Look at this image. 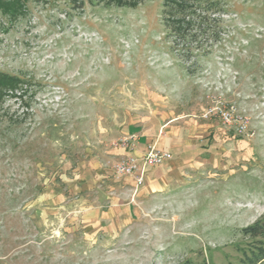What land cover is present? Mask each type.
<instances>
[{
    "label": "rangeland",
    "instance_id": "1",
    "mask_svg": "<svg viewBox=\"0 0 264 264\" xmlns=\"http://www.w3.org/2000/svg\"><path fill=\"white\" fill-rule=\"evenodd\" d=\"M121 1L0 13V71L24 80L0 110V264H241L240 230L264 213V1L222 0L195 65L172 49L163 0ZM172 117L206 124L204 164L132 221L99 226L103 196L136 201L91 186L97 172L118 184L126 132Z\"/></svg>",
    "mask_w": 264,
    "mask_h": 264
},
{
    "label": "crops",
    "instance_id": "2",
    "mask_svg": "<svg viewBox=\"0 0 264 264\" xmlns=\"http://www.w3.org/2000/svg\"><path fill=\"white\" fill-rule=\"evenodd\" d=\"M181 117H172L163 122H155L156 124L146 127V129L134 126L126 132L125 136H135L136 140L133 147H119L116 151L120 157L131 154L141 159L148 145H155L156 148L166 150L171 153V158L157 166L146 167L143 174V181L137 185V175H126L120 177L119 183L115 184L111 178L104 176L101 172H97L96 186L101 187L118 185L114 190H129L131 200L135 203L128 202L120 204L116 196L109 198L103 196L105 204L100 205V210L94 211L95 221L99 226L113 227L119 224L120 218L115 217L122 213V224L132 221L138 214L140 209L136 203L147 205L149 202L158 198H162L171 191L179 182L186 180V172L191 171L194 167L204 164V154L210 150L209 144H200V138H204V134L200 133L206 124H183ZM195 125V126H194ZM201 126V128H198ZM198 128V129H197ZM215 129V128H214ZM211 132H216L211 130ZM208 135V134H207ZM204 136V137H203ZM203 162V163H202ZM81 191L87 190L86 183H82ZM110 199L106 203V199ZM121 205V206H120ZM97 209V208H95ZM129 218V219H128Z\"/></svg>",
    "mask_w": 264,
    "mask_h": 264
},
{
    "label": "trees",
    "instance_id": "3",
    "mask_svg": "<svg viewBox=\"0 0 264 264\" xmlns=\"http://www.w3.org/2000/svg\"><path fill=\"white\" fill-rule=\"evenodd\" d=\"M116 1L122 3L121 0ZM223 7L222 0H163L162 20L172 36V49L179 52L180 58L190 60L194 55L195 65L201 49V39L209 36L217 40L216 27L220 20L219 15L225 11ZM25 11V0H0V13L10 20L23 16ZM23 83L24 80L19 76L0 71V110L5 96L16 95L15 92ZM240 232L243 238L249 240L244 247L238 248L241 252L240 263H264V213ZM180 264L204 263L187 260Z\"/></svg>",
    "mask_w": 264,
    "mask_h": 264
},
{
    "label": "built area",
    "instance_id": "4",
    "mask_svg": "<svg viewBox=\"0 0 264 264\" xmlns=\"http://www.w3.org/2000/svg\"><path fill=\"white\" fill-rule=\"evenodd\" d=\"M212 111V109H208L205 113V116H208ZM221 114L223 122L225 123H229L231 119L235 120V122H238V130L240 132L244 131L246 128V121H242V119L239 120L238 117L236 118L228 111H223ZM135 140V136H128L124 138V140L121 142L122 147H133ZM170 158V152L158 149L155 147V145H148L141 159L131 154H126L120 157L113 164V172L116 176L137 175L136 183L139 185L143 181V174L146 167L157 166Z\"/></svg>",
    "mask_w": 264,
    "mask_h": 264
}]
</instances>
